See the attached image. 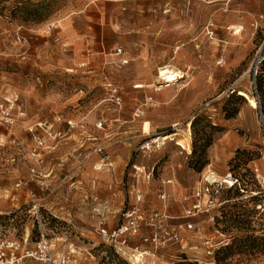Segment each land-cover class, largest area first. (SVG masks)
<instances>
[{
    "label": "rangeland",
    "instance_id": "rangeland-1",
    "mask_svg": "<svg viewBox=\"0 0 264 264\" xmlns=\"http://www.w3.org/2000/svg\"><path fill=\"white\" fill-rule=\"evenodd\" d=\"M260 55L264 0H0V242L133 264L96 227L138 204L158 238L130 237L140 264H264V123L237 97L258 101ZM165 68L183 78L167 86ZM41 122L64 137L35 154ZM228 175L239 185L186 218L194 190Z\"/></svg>",
    "mask_w": 264,
    "mask_h": 264
},
{
    "label": "built area",
    "instance_id": "built-area-1",
    "mask_svg": "<svg viewBox=\"0 0 264 264\" xmlns=\"http://www.w3.org/2000/svg\"><path fill=\"white\" fill-rule=\"evenodd\" d=\"M262 59L260 55L259 59L256 62L254 68V74L257 73V68ZM6 123H13L11 115L9 113L6 114ZM261 120L264 123L263 116L261 115ZM49 127H47L46 123H39L36 126H33L29 129V131L34 134L38 129L43 130L45 134H47L46 138L35 137V148L34 153H38L40 150L49 149V145L47 143V138H52L54 141L58 139H62L64 137L62 132L52 131ZM175 139V138H174ZM166 140L162 137H157L151 139V141L147 142L144 146L149 149L153 146L160 148L165 144ZM104 167L113 168V162L108 160V157L104 159ZM150 176L148 179H150ZM238 183V180L234 178L232 175H228L221 179L209 178L206 179V182L203 186L194 190L192 197L194 198V203L186 210V218H194L198 215L209 213L213 211L212 209L217 205L219 196L222 194L221 192L225 188H231L235 184ZM32 195V201L36 204L39 200L34 194ZM138 203L142 201L143 194L138 192L136 194ZM162 199H166V195L161 196ZM141 208L138 207V204L130 209H128L124 214L123 222L115 227L109 228L104 224H99L96 227V232L103 243L112 247L117 253L126 254L128 251L131 252L132 258L137 260L139 258H144V255L149 252L146 250H140L139 246L130 247V237H138L141 236L142 229V221L143 215L141 213ZM159 215H154L151 217V221H157ZM189 229H193L191 225H189ZM172 240L178 241V236L176 234H168ZM143 243L157 242L158 238L155 234L151 238L143 237ZM27 240L22 241H6L0 242V264H23L26 260H32L37 264H73V260L69 258L67 255H55L53 254V249L51 244L47 240H41L38 242L35 248L29 249L26 245ZM140 260V262L142 261Z\"/></svg>",
    "mask_w": 264,
    "mask_h": 264
},
{
    "label": "trees",
    "instance_id": "trees-1",
    "mask_svg": "<svg viewBox=\"0 0 264 264\" xmlns=\"http://www.w3.org/2000/svg\"><path fill=\"white\" fill-rule=\"evenodd\" d=\"M255 87H256L255 90H256V94H257L258 104L260 105L259 106L260 113L263 116V120H264V57H262L259 65H258V68H257V73L255 75ZM237 97H238V99H241V100L244 99L243 96H237ZM228 117H232V114H228ZM238 183H239V180H238ZM238 183L235 184L233 187L228 188V189H233L234 187H236V185H239ZM248 239H249V237H246L245 239L236 238L234 240V243L231 244V246L227 245L223 249V251H226V252L230 251L232 248H235L234 246H236V244H237L238 248H243L242 247L243 245H240V244L247 242Z\"/></svg>",
    "mask_w": 264,
    "mask_h": 264
},
{
    "label": "bare ground",
    "instance_id": "bare-ground-1",
    "mask_svg": "<svg viewBox=\"0 0 264 264\" xmlns=\"http://www.w3.org/2000/svg\"><path fill=\"white\" fill-rule=\"evenodd\" d=\"M181 73L178 71L171 70L169 68H165L160 72V75H161L162 81H164L165 84H168L167 86H171L172 83L176 82L178 79L183 78V75ZM239 94L244 96L245 98H247V100L250 104V107L252 109L258 108L259 105H257V101L254 98L249 97L247 95V93H245L243 91H240ZM174 136H175V134L170 135V136H166L164 138V140L173 139ZM132 260H133V264H140L141 263V262H139L140 259H138V258H137V260L132 258Z\"/></svg>",
    "mask_w": 264,
    "mask_h": 264
},
{
    "label": "water",
    "instance_id": "water-1",
    "mask_svg": "<svg viewBox=\"0 0 264 264\" xmlns=\"http://www.w3.org/2000/svg\"><path fill=\"white\" fill-rule=\"evenodd\" d=\"M257 105H259V104H258V101H257ZM259 106H260V105H259ZM259 106H258V107H259Z\"/></svg>",
    "mask_w": 264,
    "mask_h": 264
},
{
    "label": "crops",
    "instance_id": "crops-1",
    "mask_svg": "<svg viewBox=\"0 0 264 264\" xmlns=\"http://www.w3.org/2000/svg\"><path fill=\"white\" fill-rule=\"evenodd\" d=\"M115 196V195H114Z\"/></svg>",
    "mask_w": 264,
    "mask_h": 264
}]
</instances>
